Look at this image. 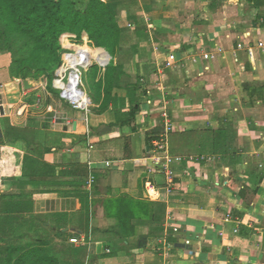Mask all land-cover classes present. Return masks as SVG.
Wrapping results in <instances>:
<instances>
[{
  "label": "crops",
  "instance_id": "obj_1",
  "mask_svg": "<svg viewBox=\"0 0 264 264\" xmlns=\"http://www.w3.org/2000/svg\"><path fill=\"white\" fill-rule=\"evenodd\" d=\"M103 1L124 37L93 66L89 114L40 99L38 83L6 101L0 53L1 213L60 264H264V0ZM108 66L122 75L101 111L105 84L98 96L92 80ZM166 114L174 186L147 170Z\"/></svg>",
  "mask_w": 264,
  "mask_h": 264
},
{
  "label": "trees",
  "instance_id": "obj_2",
  "mask_svg": "<svg viewBox=\"0 0 264 264\" xmlns=\"http://www.w3.org/2000/svg\"><path fill=\"white\" fill-rule=\"evenodd\" d=\"M84 32L83 44L77 45ZM88 37L89 44L96 47V55L85 50L67 57V61L85 53L87 55L80 59L90 58L93 64L98 60L100 64H107L112 59L109 52H115L122 44L124 30L120 19L111 5L103 0H0V53L10 55L9 71L15 79H32L47 74L53 84L55 71L64 63L63 53L67 49L63 47L71 50L86 48L89 46ZM94 70L97 75L99 67ZM121 75L117 68L108 66L104 80L95 83L92 80L98 96L105 84L101 111L108 107L113 86ZM92 99L96 101V98ZM16 222L17 217L1 213L0 197V241L5 243L0 264H60L57 258L47 254L41 241L25 240V229L15 228L18 227ZM6 227L11 231H6Z\"/></svg>",
  "mask_w": 264,
  "mask_h": 264
},
{
  "label": "built area",
  "instance_id": "obj_3",
  "mask_svg": "<svg viewBox=\"0 0 264 264\" xmlns=\"http://www.w3.org/2000/svg\"><path fill=\"white\" fill-rule=\"evenodd\" d=\"M73 53H67L66 57H64V63L62 65V67L67 66V70L63 75L59 74V71L62 69L59 68V70L57 71V77L59 79L58 84H57V88L61 89V97L66 100L67 102H69L74 109L79 110V111H84L87 114H89L90 112V108L92 105L91 102V98L90 96L87 94V92L84 90V83L82 80V72L81 69L82 68H77L78 70H73L72 66L69 65L67 63V57L73 56L74 53H76L75 51H72ZM64 56V55H63ZM204 58L205 60H210L211 59V54L206 53L204 54ZM238 58V56H237ZM99 65H106V64H99ZM174 66L173 63L168 62L166 64L167 68H172ZM84 69V68H83ZM87 69V68H86ZM68 71H71L69 78L67 77L68 75ZM76 73V75L78 77H80V81L78 82V86L77 89L79 92L86 94L87 98L89 99L88 103H79L78 100H74L73 99V95L71 96L70 94L67 95V92L69 91L68 87L70 86V77L72 75V73ZM67 80V82H65ZM74 97L76 99L79 98V96L74 93ZM165 119H166V135L160 137L159 139H157L156 141L153 142L152 145V151H151V157L148 158L149 160V165L147 166V170H148V174L149 175H155V174H163L168 182V184H170L171 186L175 185V175L177 172V165H180L182 162V157L180 156H174L169 152L168 149V140H167V134L173 129L172 125L167 121L168 119V115H165ZM68 126H72V121L68 120L66 121ZM92 148V147H91ZM91 166L93 165V163L90 164ZM114 166V163L110 162V161H106L105 162V168L104 169H112ZM95 183V177L90 176L88 178V180L86 181V184L89 188H91L93 186V184ZM169 188V192L173 191V188ZM158 188L153 185L150 184L149 186V192L153 195L158 193ZM179 231V228L175 225L174 226V232L177 233ZM71 242L74 244H79L81 241L78 240L77 238H73L71 239ZM187 245H189L191 242L190 241H186Z\"/></svg>",
  "mask_w": 264,
  "mask_h": 264
},
{
  "label": "rangeland",
  "instance_id": "obj_4",
  "mask_svg": "<svg viewBox=\"0 0 264 264\" xmlns=\"http://www.w3.org/2000/svg\"><path fill=\"white\" fill-rule=\"evenodd\" d=\"M76 1H85V0H76ZM85 34V32L83 33V35ZM83 42H84V36H83V39H82V41L79 43H77V45H82L83 44ZM89 46L88 47H86V48H82V47H78V48H73V50L72 51H75L76 53L77 52H82V51H85V50H88V51H93L94 53H95V55H96V47H94L93 45H91V44H89V40H88V43H87ZM76 45V44H75ZM75 47V46H74ZM63 49H67V50H65V52L63 53V59H64V57H66V55H67V53L69 52V53H73V52H71V49H68V48H65V47H63ZM76 53H74V54H76ZM90 54V53H89ZM82 55H87V54H82ZM82 55H80V56H82ZM79 56V57H80ZM78 58V56H75V57H72V59H70V60H68L67 61V63L68 62H73V61H75L76 59ZM11 64V63H10ZM96 64H100V61L98 60V62L96 63ZM63 65V64H62ZM62 65L59 67V68H61L62 67ZM92 66V65H91ZM93 66H94V64H93ZM98 67H100L99 65H97ZM59 68L55 71V73H54V75H53V84H50V79L49 78H51L49 75H47V74H43V75H41V76H39V77H37V78H21V79H15V78H13L12 76H11V78H12V80H11V82L12 83H10V85H1V95L4 97L5 96V100L6 101H8V99L6 98V96H7V93L9 94V95H11L10 93H15V91H18V89H20V93L21 94H23V93H25V91L24 90H27V89H25V82L26 81H28L29 82V84L30 85H32V86H34V85H36V83H38V85L37 86H40V89L42 90L41 91V93L43 92V94L41 95V97H39L40 99L41 98H43V99H45V97L47 96V95H49V93H50V96H52V94L54 95V92H55V94L56 95H54V98L56 99V97L57 96H61V89H59V88H57V84H58V81H59V79H58V77H57V71L59 70ZM101 68V67H100ZM64 70L65 69H62V73L64 72ZM89 72V74H88V72ZM10 72V71H9ZM81 72H82V80H83V83H84V85H85V89H88L89 87L88 86H90V82H88V80L90 79V77L92 76V74H94L95 73V70H94V67L93 68H88V69H81ZM87 72V73H86ZM70 73H71V71H68V75H67V77L69 78V76H70ZM87 75L89 76V78L87 77ZM16 80H20V86H19V88H18V84H17V81ZM52 80V79H51ZM65 82H67V80L65 81ZM75 85H77V82L75 81V83H74ZM28 91V90H27ZM19 92V91H18ZM21 94H19V95H21ZM15 95H16V93H15ZM28 97H26L25 99H27ZM91 98H92V95H91ZM4 100V99H3ZM66 101V100H65ZM46 103L47 102H43V103H41V105H43V107H41V108H39V107H33V108H31V109H29L31 112H38V111H44L45 109H46ZM69 103V102H68ZM40 104V103H39ZM39 104H38V106H39ZM69 105L70 106H68V110H73V111H76V109H74L73 108V106L69 103ZM79 111V110H78ZM1 127L3 128V131H4V129H7V131L8 130H10L11 131V134L12 135H14L13 134V131H15V129H13V128H11L10 126H9V124H8V122L4 119V120H2L1 121ZM7 131H5V132H7ZM0 140H1V136H0ZM1 145V144H0ZM212 183V182H211ZM214 186V183H212V187ZM175 233V232H174ZM0 237H1V234H0ZM1 240V239H0ZM170 241L172 242V241H174L172 238L170 239ZM184 243H186V241L184 242ZM187 244V243H186ZM5 247V243H1V241H0V257H1V249L2 248H4Z\"/></svg>",
  "mask_w": 264,
  "mask_h": 264
},
{
  "label": "bare ground",
  "instance_id": "obj_5",
  "mask_svg": "<svg viewBox=\"0 0 264 264\" xmlns=\"http://www.w3.org/2000/svg\"><path fill=\"white\" fill-rule=\"evenodd\" d=\"M86 56V55H85ZM81 58V56L80 57H78L75 61H73V62H68L69 63V65H71L72 66V69L73 70H78L77 68H84V69H88L91 65H89V63L85 60V59H80ZM88 59V58H87ZM62 69H63V67H62ZM62 69L59 71V74L60 75H63L65 72H66V70H67V67H66V69L64 70V72L62 73ZM75 81L77 82V85H75L74 83H75ZM80 81V77H78L77 75H76V73L74 72V73H72V75H71V77H70V86L68 87V89H69V91L67 92V95L68 94H70L72 97H73V99L74 100H78V102L79 103H88L89 102V99L87 98V96H86V94H84V93H81V92H79L78 91V89H77V86H78V82ZM74 93H76L78 96H79V98L78 99H76L75 97H74Z\"/></svg>",
  "mask_w": 264,
  "mask_h": 264
},
{
  "label": "water",
  "instance_id": "obj_6",
  "mask_svg": "<svg viewBox=\"0 0 264 264\" xmlns=\"http://www.w3.org/2000/svg\"><path fill=\"white\" fill-rule=\"evenodd\" d=\"M101 49H103V48H101ZM104 50H105V49H104ZM105 51H106V50H105ZM106 52H108V51H106ZM25 89H27V90L31 89V85L29 84L28 81L25 82ZM0 115H1L2 117L5 116V111H4V106H3V99H2V96H0Z\"/></svg>",
  "mask_w": 264,
  "mask_h": 264
},
{
  "label": "clouds",
  "instance_id": "obj_7",
  "mask_svg": "<svg viewBox=\"0 0 264 264\" xmlns=\"http://www.w3.org/2000/svg\"><path fill=\"white\" fill-rule=\"evenodd\" d=\"M103 49H104V48H103ZM94 65H95V64H94ZM91 67H93V65H92V66H90V67H89V69H90ZM84 86H85V85H84ZM85 88H86V87H84V90H85ZM90 97H91V96H90ZM91 102H92V101H91Z\"/></svg>",
  "mask_w": 264,
  "mask_h": 264
}]
</instances>
